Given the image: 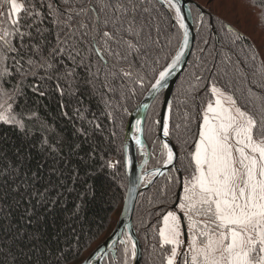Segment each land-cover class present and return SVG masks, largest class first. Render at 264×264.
Instances as JSON below:
<instances>
[{"label": "snow or ice", "instance_id": "6c2138e0", "mask_svg": "<svg viewBox=\"0 0 264 264\" xmlns=\"http://www.w3.org/2000/svg\"><path fill=\"white\" fill-rule=\"evenodd\" d=\"M173 27L179 32L174 54ZM241 39L236 34L233 43ZM188 43V27L178 0H0V123L22 136V143L14 146V160L0 171L5 181L0 184V200L11 198L19 204L26 196L31 200L38 195L40 203L54 206L56 201L45 193L31 190L37 181L45 180V173L47 185L54 187L53 178L65 174L62 163L70 162L80 148L64 137L53 142L47 135L37 148V141L29 135V122L39 121L38 109L32 108L26 88L37 98H58L65 117H69V104H83L78 95L82 91L97 95L109 109L108 92L116 91L117 81L125 99L135 96L137 87L144 88L148 81L149 94L155 99L179 70ZM258 59L264 65L261 52L252 53L254 66ZM207 63V80L196 74L192 88L201 91L203 82L211 99L197 117H185V130L195 137L192 150L185 142L186 174L181 178L174 148L163 143L162 159L157 158L161 167L150 173L151 179L138 178L149 188L157 177H163L165 183L157 189L156 197L162 205L172 184L179 190L172 194L170 205L152 213L158 215L156 223L145 227L152 228L160 264H264V89L255 92L250 86L247 94L238 96L232 84L220 85L221 72L215 64L209 68ZM88 111L77 106L74 115L83 121ZM106 115L115 124L113 112ZM94 120L89 123L100 128ZM40 123L43 132L51 131L46 123ZM192 123L197 124L195 132ZM169 125V116H165L161 125L164 137L170 135ZM134 127L143 130L140 120ZM77 131L87 135L83 128ZM133 139L144 154L143 139ZM32 149L44 156L34 171ZM0 159H9L7 153L0 151ZM120 163L104 160L100 167L114 174ZM131 165L125 153L123 166ZM172 172L177 173L174 180ZM10 214L0 208V217L6 219ZM112 243L122 246V264H128L129 245L135 256L131 236ZM61 259L66 264L69 256L62 254Z\"/></svg>", "mask_w": 264, "mask_h": 264}, {"label": "trees", "instance_id": "16d2710c", "mask_svg": "<svg viewBox=\"0 0 264 264\" xmlns=\"http://www.w3.org/2000/svg\"><path fill=\"white\" fill-rule=\"evenodd\" d=\"M191 1L199 6L190 7L196 31L195 43L188 65L173 91L169 112V137L179 151L176 167L180 169L181 178L186 174L184 168L188 165V160L184 159L185 142L188 149L192 150L195 138L185 130V124L188 123L185 117H197L198 112H202L211 99V93L203 90V82L199 84L201 91L195 92L192 88L197 83L194 79L196 74H202L205 80L208 78V73L204 71L205 61L208 62L207 67L211 68L215 64L221 72L220 85L232 84L238 96L247 94L250 86L255 88V92L264 89V65H261L260 59L255 62V66L251 61V55L256 51H260L261 59H264V0ZM167 23L165 21L166 28ZM228 28L232 29L231 33L227 32ZM172 32L175 33L174 54L179 44V32L175 27ZM236 34L242 39L233 43ZM201 49L204 51L201 52ZM31 80L29 77V82ZM127 87L131 88L133 85L128 84ZM149 87L148 81H145L144 88L137 87L136 95H128L125 99L121 94L120 82L117 81L116 91L108 92L111 104L109 109H105L97 95L82 91L78 95L83 104H69L66 109L69 117L61 115L58 98H37L26 88L32 108L38 109L39 121L29 122V135L37 141V148L38 141L44 135L53 142L64 137L66 141L79 144L80 148L77 150L78 155L71 156L70 162L62 163L65 174L58 180L53 178L54 187L47 185L45 173V180L37 181L31 190L33 193H45L56 201L54 206L46 202L40 203L38 195H33L31 200L26 196L19 204L11 198L0 200V208L11 213L6 219L0 217V264H12L14 259L16 264H65L61 259L62 254L69 256L66 264H80L108 237L118 220L114 219L116 213L118 210L121 213L128 187L123 166L126 125L130 113ZM255 92L252 93L253 96ZM163 96L164 92L153 101L144 122V140L151 152L148 169L161 166L157 163V158L162 159V146L157 137L156 120ZM77 106L89 109L83 121L74 115ZM107 111L113 112L115 124L109 121ZM93 120L101 127L95 128L94 124L89 123ZM41 121L51 131L43 132ZM190 127L195 132L197 124L192 123ZM81 128L87 133L86 136L77 131ZM21 143L22 136L17 130L0 123V151L6 152L9 158L0 159V171H4V165L14 160V146ZM32 152L30 164L34 171L44 156L36 149H32ZM104 160H120L121 163L113 174L107 168L101 170ZM138 160L141 161V158ZM171 175L174 180L177 173L172 172ZM22 176L21 173V178ZM8 179L11 182L12 178ZM4 182V177L0 176V184ZM164 183L163 177H160L151 188L142 192L134 211L133 227L142 247L141 264H160V258L154 249L156 241L152 228L145 225L155 224L158 215L152 213L170 205L172 194L178 192L175 184H172L169 198L162 205L156 197L157 189ZM123 239L126 240L127 237L124 236ZM129 250L127 260L128 264H132L131 245ZM123 259L122 246L119 244L115 256L108 255L103 264H122Z\"/></svg>", "mask_w": 264, "mask_h": 264}, {"label": "water", "instance_id": "95a60500", "mask_svg": "<svg viewBox=\"0 0 264 264\" xmlns=\"http://www.w3.org/2000/svg\"><path fill=\"white\" fill-rule=\"evenodd\" d=\"M191 5H196V4H194V2L191 0H178V6L181 8V14L185 17V23L188 27L189 43L188 46L185 48V55L182 58V63L178 65L179 70L176 71L168 79L167 87L161 88L158 94L156 95L157 97L160 93L164 92L162 107L156 120L157 137L159 138L161 146L163 145V143H170V146L174 148L178 158H179V151L177 147L171 141L169 136L168 137L163 136L161 125L163 122V118L165 116H169V105L171 102L173 91L176 87L179 78L181 77L182 73L184 72V70L188 65L190 55L194 48L196 31H195V24L193 20L192 11L190 8ZM197 8H199V6H197ZM155 99L151 98L148 90L144 95V97L142 98V100L135 106V108L129 115L125 130V137H124V152L131 158L132 165L129 168L125 169L128 179V187L124 197L122 210L112 232L80 264H103L105 258L108 255L112 254L113 256H115L117 252V248L119 244L118 243L113 244L112 241L123 239L124 236H126L127 238L128 236H131L136 244V249H135L136 254L135 256H133L132 264H141L142 247L133 227V215L140 194L151 188V187L149 188L144 187V184L141 183L138 180V178L141 176H144L146 178H151L150 173L157 169V168L155 169L147 168L148 162L150 161L151 152L148 144L144 140V122L147 113ZM145 105L147 107H144ZM137 120H140L142 123V128H143L142 131L137 130L134 127ZM158 121L160 123H157ZM136 136L141 137L145 143L144 154L141 153L139 147L136 145L135 140L133 139V137ZM139 158H141V161L138 160ZM146 158H147V163L145 162ZM179 175L181 176L180 173ZM159 178L160 177H157L156 180H158ZM113 232H115L114 236L112 235Z\"/></svg>", "mask_w": 264, "mask_h": 264}, {"label": "rangeland", "instance_id": "374dc122", "mask_svg": "<svg viewBox=\"0 0 264 264\" xmlns=\"http://www.w3.org/2000/svg\"><path fill=\"white\" fill-rule=\"evenodd\" d=\"M119 213H120V210H118V212H117L116 215H115V218H114L115 221L117 220Z\"/></svg>", "mask_w": 264, "mask_h": 264}]
</instances>
